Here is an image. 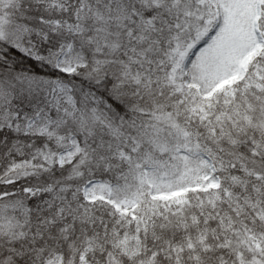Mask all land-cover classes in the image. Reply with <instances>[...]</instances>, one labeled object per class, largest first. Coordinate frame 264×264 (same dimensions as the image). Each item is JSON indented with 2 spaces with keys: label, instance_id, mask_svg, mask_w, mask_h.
<instances>
[{
  "label": "snow or ice",
  "instance_id": "1",
  "mask_svg": "<svg viewBox=\"0 0 264 264\" xmlns=\"http://www.w3.org/2000/svg\"><path fill=\"white\" fill-rule=\"evenodd\" d=\"M0 264H264V0H0Z\"/></svg>",
  "mask_w": 264,
  "mask_h": 264
}]
</instances>
